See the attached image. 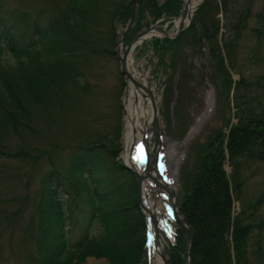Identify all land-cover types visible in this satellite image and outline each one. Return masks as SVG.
I'll use <instances>...</instances> for the list:
<instances>
[{
	"label": "trees",
	"instance_id": "1",
	"mask_svg": "<svg viewBox=\"0 0 264 264\" xmlns=\"http://www.w3.org/2000/svg\"><path fill=\"white\" fill-rule=\"evenodd\" d=\"M182 5V0H138V16L128 44L161 18L167 17L168 21L179 17ZM133 6V0H67L66 8L54 14L31 15L0 5L1 154L12 155L13 149L6 142L8 136L39 139L40 118L52 120L56 107L62 108L67 100L73 102L67 90L70 85L89 91L83 68L96 56H116V23L127 24ZM229 7L230 0H205L178 40L154 39L158 54L180 44L206 40L213 55L212 68L226 70L227 57L233 67V43L225 42L224 51L220 45L219 15H228ZM229 31L227 28L225 32ZM227 84L228 91L234 89L235 82L229 75ZM237 92L239 88L235 94L238 123L230 128L227 142L221 131L202 149L191 187L179 202L191 229L194 264H250L248 239L253 227L248 224L246 210L235 214L234 203L240 200L243 184L239 160L258 158L263 152L264 105L258 96L248 104L239 103ZM226 102L231 109L229 93ZM230 123L231 118H227L225 127ZM75 149L67 165L59 167L53 160L52 169L44 177L38 230L28 234L29 241L37 245L34 261L84 264L92 257L105 258L109 264H149L146 218L138 202L135 175L117 161L111 148L95 144ZM229 156L231 177L225 169ZM63 185L68 187V205L59 199V186ZM73 222L80 232L71 243L69 227ZM209 229H213L212 233ZM182 256L173 249L171 264H185Z\"/></svg>",
	"mask_w": 264,
	"mask_h": 264
},
{
	"label": "rangeland",
	"instance_id": "2",
	"mask_svg": "<svg viewBox=\"0 0 264 264\" xmlns=\"http://www.w3.org/2000/svg\"><path fill=\"white\" fill-rule=\"evenodd\" d=\"M0 5L5 6L6 10L26 11L31 15L54 14L66 8L67 0H0ZM219 17L223 51L225 42H231L235 47L234 66L231 67L227 57L226 70H219L217 66L212 68L213 55L206 40L200 44L179 43L164 54H158L154 39L164 38L154 37L145 40L134 52L138 70L151 73L155 78L160 95L159 168L164 177L178 178L175 187L179 202L191 187L202 149L221 131L226 135L227 142L230 128L238 123L236 89L239 88V103L245 101L248 104L258 96L264 105V0H230L228 15L220 13ZM162 19L165 21L160 23V27L168 26L169 29L167 17ZM128 23H116V56H96L83 68L89 91L70 85L67 90L74 97L73 102L67 100L62 108L56 107L51 114L52 120L37 119L39 139L30 136L21 140L8 136L6 142L9 149H13L12 155L0 153V264H38L34 261L37 245L29 241L28 234H36L38 230V204L43 180L52 169L53 160L63 167L76 147L101 144L104 149L115 151L117 161L123 162V96L127 81L120 71L119 56L123 55L122 39ZM227 28L231 31L225 32ZM129 35L130 31L126 37L127 44ZM9 62L14 61L10 58ZM227 75L235 82L231 91H228ZM239 83H242L241 88ZM244 83L248 85L243 86ZM228 93L231 96V109L226 102ZM197 118H202L201 123L186 141ZM227 118H231L229 127H225ZM261 151L258 158L239 160V177L243 184L240 200L234 204L235 214L246 210L248 224L253 227L248 239L250 264H264V147ZM230 161L229 156L225 169L231 177L233 168ZM178 164L177 176L175 169ZM65 188L64 185L59 186V199L68 205L71 199L68 187ZM80 208H83V204ZM66 213L70 216L67 208ZM200 214L203 215V211ZM31 227L33 230H30ZM79 228L74 222L69 227L71 243L76 241ZM173 229L175 237L182 234L178 223L173 224ZM212 230L208 232L212 233ZM182 235L185 241V234ZM182 257L186 258L185 255ZM84 264L109 262L105 258L91 257Z\"/></svg>",
	"mask_w": 264,
	"mask_h": 264
},
{
	"label": "bare ground",
	"instance_id": "3",
	"mask_svg": "<svg viewBox=\"0 0 264 264\" xmlns=\"http://www.w3.org/2000/svg\"><path fill=\"white\" fill-rule=\"evenodd\" d=\"M202 0H183L184 16H180L174 23L172 30H154L147 39L166 36H174L181 26L186 27L190 22V16L196 6ZM164 19L158 20L163 22ZM172 23L168 20L167 23ZM146 39H143V41ZM134 48L127 59L126 89L123 96L124 105V131L123 151L121 158L128 166H131L138 177L144 180L141 183V195L143 210L149 220V247L151 264H170L173 257L172 243L175 241L173 224L177 221L173 210L175 198L168 191L176 193V181L178 178L164 177L159 169V162L150 169V175L145 177L147 166L146 153L151 152L155 146L154 129V104L159 105L160 95L154 76L151 73H142L135 65ZM212 102L211 99L209 101ZM159 110V108H158ZM160 111V110H159ZM202 118L196 119L187 137L188 141L198 128ZM160 125V124H159ZM161 144V142H160ZM179 166L175 169L178 176ZM160 177L158 176V173ZM145 178V179H144ZM176 182V183H175ZM179 221H182L179 215ZM155 219V223L151 219ZM171 256V257H170Z\"/></svg>",
	"mask_w": 264,
	"mask_h": 264
},
{
	"label": "water",
	"instance_id": "4",
	"mask_svg": "<svg viewBox=\"0 0 264 264\" xmlns=\"http://www.w3.org/2000/svg\"><path fill=\"white\" fill-rule=\"evenodd\" d=\"M202 1H204V0H202ZM202 3L203 2H201L199 5L196 6L195 11L202 5ZM137 6H138V0H134V11H133V15H132V18H131V20H130V22L128 24V27H127V30H126V34H125V36H124V38L122 40L124 54H123V56H120L121 73L123 75H125L126 77L129 74L128 71H127V59L130 56L132 50L135 47H137L143 41V39H146L148 36H150V34L154 30L158 29L157 28V24H155V25L151 26L150 28H148L147 30H144V31L138 33L136 36H134V38L132 39V41L129 44V46L126 47V45H125L126 36H127L128 31L131 29V27H132V25H133V23L135 21L136 13H137ZM193 15L194 14H191V16H190V22L188 23V25L186 27L181 26L180 29L178 30V32L176 33V35H174L173 37L172 36H166V37L168 39H170V40H177L189 28V26L191 25V22H192V19H193ZM182 16H184V12H182ZM161 30L164 31L165 29H161ZM154 111H155L154 112V129H155V140H156V142H155V146H154L153 150L151 152L146 153V161H147L148 168L146 169L145 177H147V178L150 175V169H151V167L156 165L157 160L159 158L160 126H159V110H158L156 104H154ZM124 165H125V167L129 171H131L132 173H134L136 175V178L138 180V188H139V191H138V193H139L138 201H139L140 206L143 208V201H142V195H141V183H143L144 180H142L140 177H138L137 173H135L134 169L131 166H128L125 163H124ZM157 174L160 177L159 172ZM168 193L172 197L175 198L174 205H173V210H174V213L176 214L177 221H178V223L181 226V230L186 233L185 237H188L189 225L186 223L184 217L179 213V209H178V206H177V195H176V193L171 192V191L170 192L168 191ZM179 215L181 216L182 221H179V217H178ZM152 222L153 223L156 222L154 218H152ZM188 242H189L188 248L181 249V251H183L187 255V258L188 259H187V263L186 264H194V262H193V256H192V245H193V241L192 240H188ZM174 246L177 247L178 249H180V247H178L177 244H174Z\"/></svg>",
	"mask_w": 264,
	"mask_h": 264
}]
</instances>
